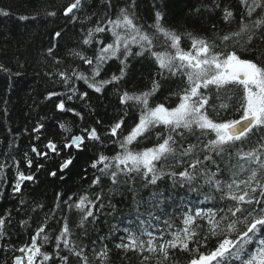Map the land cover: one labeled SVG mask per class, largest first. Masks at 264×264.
<instances>
[{
  "label": "trees",
  "instance_id": "1",
  "mask_svg": "<svg viewBox=\"0 0 264 264\" xmlns=\"http://www.w3.org/2000/svg\"><path fill=\"white\" fill-rule=\"evenodd\" d=\"M70 2L0 0V9L9 13L7 16L0 15V64L8 69L0 70V165H4L0 169V218L5 220L3 235H0V264H12L15 256L23 255L18 249L31 243L32 235L42 224L45 226L44 234L49 237L48 243L42 245V251L49 253L51 259L44 261L38 257V264H65L61 256L68 257L67 264H83L62 242L57 248L55 237L59 235L65 217L71 229L68 237L70 247L75 251L83 248L88 264H101L97 253L104 246L108 250L107 264H140L142 255L133 251L124 253L115 247L116 244L127 242L128 232L125 229L137 235L141 231H152L158 235L161 229L169 234L182 227V214L189 208L194 211L197 206H225V202L220 200V193L205 185L203 179L192 185L198 191H190L188 186L181 187L179 178L174 185L173 179L168 176L159 179L156 185L148 184L136 174L127 182L121 176L119 183L113 184L108 175L98 170L103 165L91 167L100 154L111 157L121 151L118 141L138 121L141 106L136 101L121 103L120 96L124 92L139 94L150 91L152 82L156 80L160 87L149 97V104L155 106L163 103L166 107H175L179 99L174 93L184 87L185 78L171 76L167 71L161 76V69L154 58L150 53H145L127 57L125 74L120 80L103 85L100 92L89 88L84 80L76 78L74 72L91 78L95 62L89 66L74 53L93 58L100 47L97 41L111 43L110 32L95 34L92 43L87 45L83 40L98 21L105 20L107 16L115 18L119 9L129 7L133 0H111V8L105 7L103 0H84L81 9L66 16L64 8ZM134 4L135 7L129 10L134 11L137 24L152 32L149 25L154 23L155 12H162L163 26L181 36L180 47L185 50L191 48L189 34L216 41L219 45L217 50L223 49L224 44L220 43L218 37L238 31L241 16L245 14L240 0H134ZM225 9L233 13L231 22L224 20ZM50 12L55 15H48ZM259 13L257 9L251 19H256ZM20 16H27L28 19L21 20ZM73 16L77 18L73 19ZM103 26L107 27L106 24ZM57 32L61 33L59 37L55 36ZM260 36L261 33H258L251 42L241 40L236 45L237 50L246 58L261 57L264 39ZM163 41L164 37L159 36L155 51L166 50ZM228 44L231 48L232 42ZM131 47L134 53L140 51L136 45ZM49 48H52L51 54ZM118 56L101 65L96 81H111L113 75H120L123 67L120 61L125 58L120 54ZM60 72L69 77L67 83L59 76ZM49 93L59 95L49 97ZM81 93L87 95L82 99ZM216 95L213 88L209 93L210 106L207 107L210 117L217 122L238 118L232 108H219L221 102L235 104V100L216 99ZM219 95L224 98L231 95V90L228 93L220 92ZM68 96H72V99L69 100ZM61 101L65 104L64 110L56 107ZM211 105L216 106L219 115ZM121 118L123 123L118 135L112 136L110 128ZM61 124L71 131L62 129ZM92 128L97 130L99 140L87 139L84 130ZM158 132L168 135L166 128L157 126L129 147L133 151L152 147L157 143ZM74 135L84 136L83 144L77 149L74 146L65 148L64 145ZM261 136H264V130L257 129L242 144L237 142L236 147L248 151L258 146ZM209 138H214V133L203 136L198 130L194 135L185 133L183 146L198 141L206 142ZM49 141L56 145L55 152L47 147ZM200 155L202 159L203 154ZM69 157L72 163L61 170L60 164ZM213 158L225 169L224 175L219 178L227 180L230 176V171L225 167L229 161L228 151L223 157L213 154ZM188 162V158H185L183 164H177L169 157L157 166L163 165L165 172H178ZM232 163H236L235 158ZM205 164L209 170L215 171V165L207 161ZM17 170L34 179L22 182L21 190L13 192ZM52 172L56 175H51ZM97 176L100 177V183L93 185L92 181ZM85 194L95 203L86 205L91 208L93 216L81 226L83 213L74 206L69 207L64 201L72 197L69 203L74 205ZM97 195H100V200H96ZM164 220L172 223V229L166 228ZM143 238L147 240V235ZM216 242L212 238L207 248L201 250H210ZM187 259V253L177 250L166 264H186ZM146 264H156L155 257ZM235 264L240 262L236 261Z\"/></svg>",
  "mask_w": 264,
  "mask_h": 264
},
{
  "label": "snow or ice",
  "instance_id": "2",
  "mask_svg": "<svg viewBox=\"0 0 264 264\" xmlns=\"http://www.w3.org/2000/svg\"><path fill=\"white\" fill-rule=\"evenodd\" d=\"M83 3L84 0H71L64 8V14L67 16L74 10L81 9ZM240 3L245 8V14L241 16L239 29L218 37L220 43L224 44L221 50H217L219 45L216 41L192 37L191 34H189L191 48L188 50L181 48V36L163 26V13L160 11L155 12L154 23L149 25L153 31H146L143 26L136 23L134 11L129 10L135 7L133 0L129 7L120 8L115 18L107 16L105 20L98 21L97 26L89 29L83 40L87 45L92 43L95 34L110 32L111 43L104 44L97 41L100 47L93 58L82 56L78 52L74 53L89 66L95 62L91 78L78 72H74V75L77 79L84 80L88 87L96 92H100L103 85L118 81L124 76L127 57L132 55L141 56L150 53L161 69V76L167 71L171 76L180 75L185 78L184 87L174 93L179 99L175 107H166L163 103L155 106L149 104V97L160 87L156 80L152 82L150 91L139 94L124 92L120 96L121 103L136 101L141 106L138 121L128 134L118 141L121 151L111 157L100 154L92 162V168L103 165L98 170L108 175L113 184L119 183L121 176H124L127 182V179H132L133 174H136L142 176L148 184L156 185L159 179L168 176L173 179L174 185L179 178L181 187L188 186L190 191H198L192 185L197 180L203 179V183L215 192H219L220 200L225 202V206L221 208L197 206L194 211L189 208L182 214V227L169 234L161 229L158 235L152 231H141L137 235L125 229L128 232L127 242L116 244L115 247L122 249L124 253L133 251L142 255L140 264H146L153 257L156 264H166L177 250L188 254L186 264H235L236 261L240 264H264V136L260 137L257 147L248 151L236 147L237 142L242 144L257 129L264 130V59L261 58L264 57V53H261V57L246 58L236 47L241 40L246 39L251 42L258 33H261L260 38L264 39V0H240ZM103 5L111 8V0H103ZM257 9L260 10L259 15L256 19H251ZM0 15L7 16L9 13L0 9ZM48 15L55 13L50 12ZM76 18L73 16V19ZM232 18L233 13L225 9L224 20L231 22ZM19 19L25 20L28 17L20 16ZM105 24L107 27L103 26ZM60 35L59 32L55 33L56 37ZM159 36L164 37L165 51L154 50ZM229 41L232 42L231 48ZM132 45L138 46L140 51L134 53ZM48 52L51 54L52 48H49ZM118 54L125 58L120 61L123 65L120 75H113L111 81H96L95 77L100 74L101 65L111 58H119ZM0 70L8 71L2 64ZM59 76L65 83L68 82L69 77L64 72H60ZM213 88L217 93L216 99L235 100V104L221 102L219 108L222 110L232 108L238 118L217 122L210 117L207 107L210 106L209 93ZM230 90L231 95L224 98L219 95L220 92L228 93ZM56 95L59 94H48L49 97ZM86 95L87 93L80 94L82 99ZM68 99L71 100L72 96H68ZM56 107L64 110L65 104L61 101ZM211 107L213 111H217L215 105ZM68 111L73 110L68 109ZM122 123L123 118L111 126L112 136L118 135ZM157 126L166 128L168 135H161L158 132L157 143L140 151H133L129 147ZM60 127L71 131L64 124ZM197 130L202 136L209 132L214 133V138H209L206 142L189 143L184 147L185 133L194 135ZM84 131L87 133V139H100L95 128ZM84 140L85 137L82 135L71 136L64 147L74 145L79 148ZM47 147L53 152L56 151V145L52 141L48 142ZM32 151L35 152L36 149L33 148ZM225 151H228L229 156L225 167L230 171V176L227 180H222L219 177L224 175L225 169L220 167L213 154L223 157ZM200 154H203L202 159ZM169 157L177 164H183L185 158H188L189 162L182 171L165 172L163 165L161 167L157 165L161 161H167ZM233 158L236 160L234 164ZM206 161L215 165V171L208 169ZM31 163L29 160V166ZM71 163L72 159L69 157L60 164V169L67 168ZM3 167L4 165H0V169ZM51 175L55 176L56 173L52 172ZM33 179V176L17 170L13 192L21 190L22 182ZM92 183L93 185L100 183V177L97 176ZM100 198V195L96 196V200ZM71 200L72 197H69L64 203L69 204V207L74 206L83 213L81 217V226H83L84 221L93 216L91 208L86 205H93L95 201L89 200L86 194L81 195L74 205L69 203ZM4 225L5 220L0 218V235H3ZM164 225L169 230L173 227L169 220H164ZM44 233L45 226L42 224L32 235L31 243L18 249L23 255L15 256L13 264H38V257H42L44 261L50 260V254L42 251V245L49 241V237ZM70 235L71 229L65 217L60 233L55 237L58 242L57 248L62 242L70 253L79 257L83 264H88V257L84 255L83 248L75 251L70 247L71 242L68 239ZM144 235H147V240L143 238ZM212 238L217 241L215 246L208 251H202V248H207L208 241ZM144 253L147 255H143ZM97 255L101 264H107L106 246ZM60 258L67 264V256Z\"/></svg>",
  "mask_w": 264,
  "mask_h": 264
},
{
  "label": "water",
  "instance_id": "3",
  "mask_svg": "<svg viewBox=\"0 0 264 264\" xmlns=\"http://www.w3.org/2000/svg\"><path fill=\"white\" fill-rule=\"evenodd\" d=\"M74 146V145H73ZM75 147V146H74ZM75 148H77V147H75Z\"/></svg>",
  "mask_w": 264,
  "mask_h": 264
}]
</instances>
